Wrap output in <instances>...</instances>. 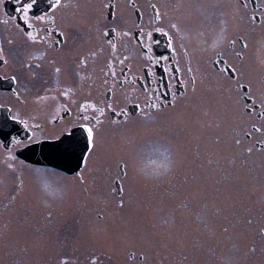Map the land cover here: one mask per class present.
<instances>
[{
    "label": "rangeland",
    "instance_id": "rangeland-1",
    "mask_svg": "<svg viewBox=\"0 0 264 264\" xmlns=\"http://www.w3.org/2000/svg\"><path fill=\"white\" fill-rule=\"evenodd\" d=\"M237 99L206 76L172 110L100 128L78 175L0 142V264H264V155Z\"/></svg>",
    "mask_w": 264,
    "mask_h": 264
},
{
    "label": "flooded vegetation",
    "instance_id": "flooded-vegetation-1",
    "mask_svg": "<svg viewBox=\"0 0 264 264\" xmlns=\"http://www.w3.org/2000/svg\"><path fill=\"white\" fill-rule=\"evenodd\" d=\"M30 2L0 0V123L14 131L5 151L18 161L29 145L84 136L83 115L96 136L172 110L210 75L237 93L252 122L246 138L264 155V0H35L26 21L18 9ZM87 104L104 114L81 112Z\"/></svg>",
    "mask_w": 264,
    "mask_h": 264
},
{
    "label": "water",
    "instance_id": "water-1",
    "mask_svg": "<svg viewBox=\"0 0 264 264\" xmlns=\"http://www.w3.org/2000/svg\"><path fill=\"white\" fill-rule=\"evenodd\" d=\"M11 84V81H4ZM13 125H8L11 128ZM14 131H6L0 124V139L5 149L9 148ZM84 136H75L73 133L56 141H43L31 145L17 152V156L24 161L40 166H48L66 174L77 173L83 164L86 154Z\"/></svg>",
    "mask_w": 264,
    "mask_h": 264
},
{
    "label": "snow or ice",
    "instance_id": "snow-or-ice-1",
    "mask_svg": "<svg viewBox=\"0 0 264 264\" xmlns=\"http://www.w3.org/2000/svg\"><path fill=\"white\" fill-rule=\"evenodd\" d=\"M34 3H35V0H31L30 3H26V4H24L22 6L21 9H18V11H22L24 13V18H25L26 21H27V18H28L27 17V14H28L29 10L33 7V4ZM56 4L57 5L59 4V0H56ZM44 18L45 17H43V16H38L37 17L38 20H43ZM158 18L159 17L157 16V19ZM173 27H175V26L173 25ZM156 30L157 31H162L161 29H156ZM28 37H29V39H32V40L35 39L32 36V33L31 32L28 33ZM148 38L151 39V33H148ZM112 47H113V50H115V45H112ZM149 59H152V57H149ZM164 59H166V58H164ZM156 62H158V61H156ZM109 67H111V65H109ZM233 71H235V69H233ZM57 72H59V69H57ZM114 74L115 73H113V75ZM69 91L70 90H66L63 94L65 96H68ZM40 99H46V97H41ZM149 106L152 107V108H158L159 107V105L154 104V103L153 104H150ZM107 107L111 109L112 108V105L111 104H108ZM89 108H92L94 111L98 112L101 116L104 114V109L103 108H97L93 104L81 105L80 111L81 112H86ZM12 118L14 120L16 119V117H12ZM80 119L85 122V123H81L79 125V127L83 130V133H84V149L89 154H91L93 152L95 146H96V143H95V135H94V133H95V127L94 126H90L91 121H90V118H89L88 115H83V116L80 117ZM93 119H95V124L96 125H99V124L102 123V121L100 119H98V118H95L94 117ZM19 122L21 124H24L25 127L28 126L26 121L21 120ZM33 127H37L38 128L39 125H34ZM29 139H31V137H29ZM13 143H19V141L15 140V138H13ZM84 159H85V162H87V157H84Z\"/></svg>",
    "mask_w": 264,
    "mask_h": 264
}]
</instances>
